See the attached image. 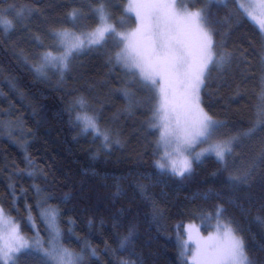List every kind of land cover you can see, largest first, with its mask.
<instances>
[{
    "label": "trees",
    "instance_id": "obj_1",
    "mask_svg": "<svg viewBox=\"0 0 264 264\" xmlns=\"http://www.w3.org/2000/svg\"><path fill=\"white\" fill-rule=\"evenodd\" d=\"M178 3L206 9L214 51L231 54L212 67L200 92L204 111L223 122L217 139L247 131L264 106V34L239 9L241 0ZM98 6L99 0H0V19L13 25H0V208L22 234L42 241L49 230L40 213L54 210L58 241L82 256L79 264H188L176 237L218 222L222 207L219 222L243 239L254 264H264V130L234 142L227 162L206 154L183 176L161 172L154 164L157 129L148 126L156 97L116 63V37L73 53L66 69L35 70L44 52L60 50L53 30L91 31L98 20L90 8ZM105 7L116 30L133 25L126 0H106ZM74 9L83 15L72 20ZM125 89L134 95L126 97ZM85 114L98 117L106 145L82 132L76 116ZM249 170L246 181L229 179ZM42 261L32 249L18 264Z\"/></svg>",
    "mask_w": 264,
    "mask_h": 264
},
{
    "label": "snow or ice",
    "instance_id": "obj_2",
    "mask_svg": "<svg viewBox=\"0 0 264 264\" xmlns=\"http://www.w3.org/2000/svg\"><path fill=\"white\" fill-rule=\"evenodd\" d=\"M105 2L106 0H99L98 7L90 8L92 15L98 20L97 26L90 32L77 35L68 29L53 30L54 46L62 47L63 51L60 55H53L51 51L44 52L41 62L34 66L38 73H42L50 63L62 65L66 69L73 53L82 50L85 44L88 47L102 46L108 37H118L124 43V47L116 53V63L121 64L134 79H138L143 88L158 98L153 111V119L156 122L151 123L150 127L161 129L158 147L162 145L168 149L175 143V148L172 151H164L162 157L170 162L174 175L183 176L190 172L193 159L199 160L205 153L214 154L217 160L223 163L226 156L232 154L234 142H239L241 137L251 138L258 130H264V106H261L256 113L253 126L247 131L217 139L203 152L189 158L193 145L212 140L223 127V122L214 120L201 107L200 92L212 67L223 66L230 60L231 54L217 55L214 51L212 31L204 27V23L207 22L206 9L189 12L185 8L181 15L174 10V2L154 0L130 3L126 11L134 10L139 23L135 31L125 33L118 32L116 27L109 23L111 14L107 11ZM188 2L195 3V0ZM208 2L211 3L213 0ZM181 3H184V0H181ZM260 6L264 8V0H260ZM239 9L264 34V16L258 18L242 4L239 5ZM22 14L23 10L17 15ZM80 15L83 13L76 9L68 14L72 20ZM0 25L4 26L5 31L13 28L12 22L7 19H0ZM187 32H195L198 35L195 47L184 39ZM124 94L126 97L134 95L127 89L124 90ZM76 103L81 109L86 107L83 98L78 99ZM76 120L83 124V132L91 130L98 137H103L105 145L108 143L109 136L107 132L101 131L95 114L77 115ZM173 156L181 158L176 160ZM259 158L264 160V150L261 151ZM157 166L164 169L169 165L158 163ZM250 174L249 170L242 176H230L229 179L233 182H243ZM37 207L39 208V205ZM222 213L223 208L218 207L215 213L218 219L217 234L209 236L206 240L197 238V251L193 260L196 264H254L245 250L243 239L234 234L229 223L219 222ZM40 215L42 221L46 217L49 221L46 224L51 237V240L46 242L49 243V247H44L38 236L30 242L20 233L19 226L5 214L3 208H0V227H8V231L0 233V264H18L19 254L27 253L33 248L43 254L42 264H79L81 259L79 254L63 248L57 242L59 229L55 224V216H49L47 212ZM192 238L190 231L189 239ZM187 246L185 241L182 245L185 252ZM183 254L184 252L181 253ZM122 264L129 262L122 261Z\"/></svg>",
    "mask_w": 264,
    "mask_h": 264
},
{
    "label": "rangeland",
    "instance_id": "obj_3",
    "mask_svg": "<svg viewBox=\"0 0 264 264\" xmlns=\"http://www.w3.org/2000/svg\"><path fill=\"white\" fill-rule=\"evenodd\" d=\"M146 2H154V0H126V4H127V9L129 8V5L130 3L131 4H135V3H146ZM163 2H166V3H175V11L179 14H183L184 13V10L185 8H187V11L189 12H196L198 11L197 9H192V8H189L188 6H185V5H180L178 3V0H163ZM241 2L243 3V5L245 6V8H248L249 11H252L253 15L257 16L258 18H260L261 16H264V8H262L260 6V0H241ZM249 5H252L253 7H249ZM131 16H133V19H134V23L131 27H127L125 29H121V30H117L118 32H125V33H130V32H133L135 31V29L137 28L138 26V20L136 18V13L135 11H127ZM204 27L207 28V26L205 25L204 23ZM73 32V31H71ZM90 32V31H89ZM75 33V32H74ZM77 35H79L80 33H76ZM118 39V42H119V49L117 52H120L123 47H124V43L121 42L119 40L118 37H116ZM184 39L193 47L196 46V44L198 43V35L195 33V32H187V34L184 36ZM89 48L87 46V44H85L84 48L80 51H75L74 53L76 52H81L85 49ZM63 51V48L60 47V50L59 52H56V53H53V55H60ZM54 68V67H58V68H63L62 65H59V64H56V63H50L49 65H47L43 70H45L46 68ZM156 97V96H155ZM156 99V105H157V97L155 98ZM154 122H156L154 120ZM81 123V122H80ZM81 126L83 127V124L81 123ZM157 129V144L158 142L160 141V133H161V129L159 128H156ZM93 132V131H92ZM94 134H96L95 132H93ZM102 139V138H101ZM174 139V138H173ZM215 140H217V137H213L212 140H209L208 142L206 143H197L195 145L192 146L193 148V151L191 153V156L189 158H193L195 157L196 153H200V152H203L204 149L208 148L210 144L214 143ZM175 143H173L171 145L170 148L168 149H165L162 145L159 147L160 149V157H158L154 164L156 166V168L159 170V171H162V172H167V173H170V174H173L172 170H171V167H170V162L167 161V160H164L162 159L163 157V153L164 151H172V149L175 148ZM212 155V156H215L214 154H210V153H205L204 155ZM184 155H188V153H184ZM203 155V156H204ZM201 156V158L203 157ZM181 157L179 156H173V159H176V160H179ZM200 158V159H201ZM216 158V157H215ZM193 161H196L195 159H193ZM225 162H227V157L225 158ZM158 163H165L166 165H169L167 166L166 168L164 169H161L159 168L157 165ZM193 163V162H192ZM44 212H47L49 214V216H52V215H56L55 214V211L54 210H45ZM45 223L47 224L49 221H48V218L46 217L44 219ZM14 223L16 225H18L15 221ZM217 223L218 222H212L211 224H206L204 221L200 224V228H198L197 230H190V228H186L184 233L183 231L181 233H183L184 235H181L179 237H177V242L179 243V255L180 257L185 261L187 262L188 264H196V261L193 260V256L195 255L196 251H197V238L201 239V240H206L209 236H214L217 234ZM221 223H224V222H221ZM55 224L57 226V223H56V219H55ZM8 231V227H0V233H4ZM191 231V236L193 237L191 240L189 239V232ZM21 233V232H20ZM22 234V233H21ZM25 238L29 239V241L31 242L33 239H35L37 236L34 235L32 236L31 238L27 237L26 235L22 234ZM49 238L46 240V241H42L40 239V241L44 244V247H49V243H46L48 241L51 240V237L50 235L48 236ZM187 241V250L185 252V250L183 249L182 245L183 243ZM57 242L59 243L58 241V237H57ZM59 245H61L59 243ZM63 247V246H62ZM64 248V247H63ZM35 249V248H34ZM184 252L183 255H181V253ZM40 253V252H39ZM22 254V253H21ZM19 254V256L21 255ZM42 256L43 254L40 253ZM79 256L82 258V256L79 254ZM80 261V260H79ZM186 264V263H185Z\"/></svg>",
    "mask_w": 264,
    "mask_h": 264
},
{
    "label": "bare ground",
    "instance_id": "obj_4",
    "mask_svg": "<svg viewBox=\"0 0 264 264\" xmlns=\"http://www.w3.org/2000/svg\"><path fill=\"white\" fill-rule=\"evenodd\" d=\"M154 111V110H153ZM152 117H153V114L150 112V114H149V117H148V121H149V127H150V124H151V122H152ZM82 126L80 127V129L82 130ZM101 129V131H104V132H106L105 130H103L102 128H100ZM89 131H91V130H89ZM83 132V131H82ZM92 132V131H91ZM158 145V144H157ZM159 157H160V149H159ZM162 172V171H161ZM165 173H167V172H165ZM179 237V236H178ZM177 238V237H176ZM177 241V240H176ZM34 249V248H33ZM36 250V249H35ZM40 254V253H39Z\"/></svg>",
    "mask_w": 264,
    "mask_h": 264
}]
</instances>
